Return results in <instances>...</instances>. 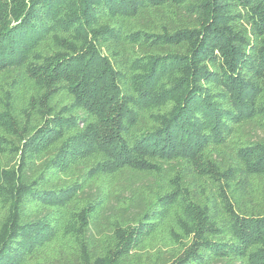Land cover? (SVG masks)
I'll return each mask as SVG.
<instances>
[{"label": "trees", "instance_id": "trees-1", "mask_svg": "<svg viewBox=\"0 0 264 264\" xmlns=\"http://www.w3.org/2000/svg\"><path fill=\"white\" fill-rule=\"evenodd\" d=\"M0 264H264V0H0Z\"/></svg>", "mask_w": 264, "mask_h": 264}]
</instances>
